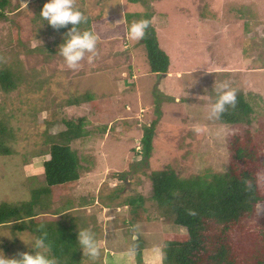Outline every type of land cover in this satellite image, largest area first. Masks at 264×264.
<instances>
[{"label": "rangeland", "instance_id": "rangeland-1", "mask_svg": "<svg viewBox=\"0 0 264 264\" xmlns=\"http://www.w3.org/2000/svg\"><path fill=\"white\" fill-rule=\"evenodd\" d=\"M44 2L8 0L0 15V70L11 72L14 85L8 91L0 86V120L14 134L13 153L0 156V203L30 197L43 181L48 138L65 128L64 120L83 117V136L70 142L80 178L49 203L40 224L66 221L53 216L55 209H64L71 195L86 197L91 203L72 218L94 233L100 251L91 260L79 246L81 264H162L163 233L185 228L163 220L150 198L148 173L167 166L182 177L226 170L228 137L240 130L208 117L218 83L228 82L251 104L249 128L264 156V0H73L87 18L77 28L98 37L93 58L85 53L76 68L57 51L70 25H48L39 15ZM127 12L150 14L157 43L169 56L166 73L149 71L142 39L128 36ZM156 106L160 121L145 160L141 127ZM129 197L137 198L146 220L128 216L123 204ZM256 214L264 217L263 202ZM34 238L0 225V252L18 258L33 251L28 242ZM125 253L123 262L118 258ZM45 254L54 257L48 247Z\"/></svg>", "mask_w": 264, "mask_h": 264}, {"label": "trees", "instance_id": "trees-1", "mask_svg": "<svg viewBox=\"0 0 264 264\" xmlns=\"http://www.w3.org/2000/svg\"><path fill=\"white\" fill-rule=\"evenodd\" d=\"M7 3L8 0H0V15ZM148 15L127 12L124 17L128 25L131 17H135L134 21H148L142 38L148 68L153 73H164L169 56L159 47ZM0 86L5 91L14 86L8 69L0 70ZM252 110L251 104L237 95L235 106L227 107L217 119L222 124L236 125L240 130L228 137L226 170H205L188 177L179 176L169 166L149 171L150 198L163 220L185 228V232L163 233L162 264H264V217L255 218L257 204L264 203V156L250 132ZM160 116L156 106L150 122L141 127L139 145L145 160L151 154ZM63 123L65 128L48 138L49 145L41 153L49 155L42 161V183L31 189L28 199L1 202L0 225H10L13 232L27 231L42 237L58 264H81L76 242V232L81 227L77 228L78 221L72 218V213L85 208L92 200L75 199L71 195L72 198L63 202L64 209L56 208L53 212L58 219L67 216L65 223L58 220L54 225L42 227L39 222V216L49 214L44 211L49 203L59 193L70 192L69 186L80 178L81 165L70 142L83 136L85 123L83 117L76 122L68 119ZM13 136L0 120V156L13 153L10 145ZM76 200L79 206L74 205ZM137 202V198L129 197L123 205L129 206L128 216L134 221L146 220ZM35 207L39 208V213H35ZM135 255L140 258V252Z\"/></svg>", "mask_w": 264, "mask_h": 264}, {"label": "clouds", "instance_id": "clouds-1", "mask_svg": "<svg viewBox=\"0 0 264 264\" xmlns=\"http://www.w3.org/2000/svg\"><path fill=\"white\" fill-rule=\"evenodd\" d=\"M39 15L42 19H46L48 25L53 29L65 28L70 25V27H66L62 42L57 45L59 55L69 68L78 67L85 53H90L88 60L93 58L98 37L91 30L77 28V25L83 23L87 18L79 9L73 6V0H45L39 10ZM147 28L148 21L145 19L132 21L128 25V36L132 40H140L145 36ZM214 91L215 97L207 106L208 117L219 119L227 107L235 106L236 90L228 82H221L216 85ZM131 239L133 241L136 239L135 233L132 234ZM76 242L89 259L94 260L99 255L100 250L91 230L87 228L78 229ZM28 244L33 251L19 252L18 258L8 257L0 252V264H58L55 257L45 254L47 244L42 237H36ZM157 252L162 255L159 248H157Z\"/></svg>", "mask_w": 264, "mask_h": 264}, {"label": "crops", "instance_id": "crops-1", "mask_svg": "<svg viewBox=\"0 0 264 264\" xmlns=\"http://www.w3.org/2000/svg\"><path fill=\"white\" fill-rule=\"evenodd\" d=\"M212 70V69H211ZM126 249H128L129 251H132V253H131V255H135V250H134V248H126ZM143 249V248H142ZM149 249H151V248H149ZM155 248H152V250H154ZM125 251L124 250H122V253H124ZM120 256H119V258L118 259H120L121 261H126V260H128V256H126V253H125V255L124 256H121V254H119ZM157 255V252H154L153 254H152V256H156ZM124 264H127V263H125L124 262Z\"/></svg>", "mask_w": 264, "mask_h": 264}]
</instances>
